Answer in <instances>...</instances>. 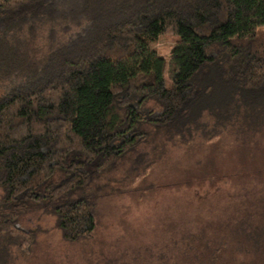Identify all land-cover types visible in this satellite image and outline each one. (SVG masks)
Masks as SVG:
<instances>
[{
  "label": "trees",
  "instance_id": "16d2710c",
  "mask_svg": "<svg viewBox=\"0 0 264 264\" xmlns=\"http://www.w3.org/2000/svg\"><path fill=\"white\" fill-rule=\"evenodd\" d=\"M162 34L177 36L170 83ZM212 75L264 103V0H0V264L33 255L29 213L91 239L98 181L147 126L187 123Z\"/></svg>",
  "mask_w": 264,
  "mask_h": 264
},
{
  "label": "rangeland",
  "instance_id": "374dc122",
  "mask_svg": "<svg viewBox=\"0 0 264 264\" xmlns=\"http://www.w3.org/2000/svg\"><path fill=\"white\" fill-rule=\"evenodd\" d=\"M176 41L151 44L168 83ZM212 79L187 123L147 126L131 160L98 181L91 239L66 242L52 217L29 213L23 225L40 232L16 264H264V103Z\"/></svg>",
  "mask_w": 264,
  "mask_h": 264
}]
</instances>
